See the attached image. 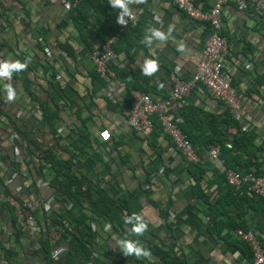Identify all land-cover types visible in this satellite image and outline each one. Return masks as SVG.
Instances as JSON below:
<instances>
[{"label":"crops","instance_id":"0c3cea01","mask_svg":"<svg viewBox=\"0 0 264 264\" xmlns=\"http://www.w3.org/2000/svg\"><path fill=\"white\" fill-rule=\"evenodd\" d=\"M73 1L72 9L77 3V0ZM195 1L201 4L202 10L211 4V0ZM83 4L87 8L92 4L95 8L94 23L97 24L92 30L100 28L113 14L112 8H98L97 2L90 4L85 1ZM130 8L136 15L140 44L128 54L116 53L109 63L115 78L106 82L104 87L91 78L93 66L85 42L86 35L81 33L72 18L73 12L46 0H0V59L27 60L28 66L32 64L34 70L22 71L20 79L25 75L34 78V94L39 100H45L52 106V99L58 98V105H62L56 119V134L60 143H67L74 136V129L84 126L93 143L87 154L92 152L101 157L94 166V172L105 178L111 176L112 182L124 190L129 214H142L148 224L146 236L173 247L187 264H251L240 249L241 242L236 239L233 230L224 227L216 232L208 224L204 214L205 203L192 190L194 179L189 165L170 139L158 127L148 135H141L126 123L128 91H140L134 87L132 76L143 77V82L138 85L146 88L153 99L166 98L171 87L170 73L181 79L192 75L203 56L208 28L202 20L188 17L167 0H146L145 3L132 4ZM87 19L90 21V17ZM170 24L175 27L167 41L154 40L151 45L143 42L150 26L167 32ZM88 31L84 30L85 33ZM220 32L227 41L224 59L231 83L241 100L237 118L232 112L231 116L239 128L244 125L255 133L253 143L262 148L261 157H264V14L239 10L232 3L225 2L221 11ZM58 45L67 46L70 53ZM180 46L184 47L183 52L178 50ZM145 59L158 60L160 70L154 76L142 74ZM115 79L125 80L124 85H117ZM6 83L10 80L0 79L2 89ZM11 83L17 93L16 99L9 103L6 92H0L3 113L23 132V137L35 138L43 148L50 145L52 137L37 103H28L20 80L13 79ZM159 83L165 87L160 88ZM106 98L116 102L118 108L108 109ZM168 112L172 118L184 119L186 128L203 139L209 135L217 137L216 127L230 133L236 129L227 120L230 110L213 99L199 84L188 92L180 104L171 103ZM23 139L14 133L5 118H0V155L11 157L24 152L26 141ZM1 171L7 176L11 172L6 169L5 163L0 164ZM22 175L26 173L22 172ZM211 176L208 169L200 181L201 187L206 182L210 184L205 190L210 199L217 193V183H210L216 174ZM10 177L12 180L7 185L11 189L16 182H13V174L7 178ZM148 178L152 182L148 194L144 196L141 191L148 185ZM28 182L24 181L25 184ZM33 184L52 213V189L37 176L33 177ZM20 196L27 199L25 193L20 192ZM224 198L221 197V200ZM225 205L223 219L229 217L234 221H245L255 234L264 239V228L260 229L256 223L261 217L259 213L255 214L246 207L236 212L231 203ZM249 214L255 217L252 222L247 217ZM95 227L97 244L101 248L108 244L111 250L116 249V234L96 223ZM124 227L129 228L128 225ZM39 232L26 224L17 227L10 211L0 207V241L11 251L16 264L39 263L41 254L34 253L39 249L36 234ZM101 258L102 264H113L107 255Z\"/></svg>","mask_w":264,"mask_h":264},{"label":"trees","instance_id":"16d2710c","mask_svg":"<svg viewBox=\"0 0 264 264\" xmlns=\"http://www.w3.org/2000/svg\"><path fill=\"white\" fill-rule=\"evenodd\" d=\"M85 1L90 2V4L97 2L98 8L102 7V9L112 7L108 4V0H77L74 8L69 9V11L73 12L72 18L78 25L81 33L86 35V46L91 52L98 42L105 41L118 31L120 25L116 22V17L119 14V10L112 8L113 14H111L110 19L105 24H102L100 28L92 30L91 28H94L97 24L94 23L96 20L94 16L95 8L92 4L88 8L85 7L83 4ZM88 17H90V21H88ZM83 28L89 31L85 33ZM137 29L136 22L134 25H128L124 28V31L111 43V47L115 53L123 52L124 54H128L130 50H134L140 44L141 35L140 32H136ZM58 47L70 53L67 46L58 45ZM17 60L20 59L18 58ZM31 65L27 67V71L33 72L34 68ZM21 72H14L12 74L10 84H13L11 83L13 79L20 80L21 90L26 96L28 103H34V101L37 103V108L41 113L42 119L49 128L52 142L43 148L35 138L23 137V132L6 117L0 107V118H5V121L11 125L14 133L26 141V150L18 154L19 157H17L18 155L11 157L0 155V164L5 163L6 169L11 170L9 175L13 174V182H16L20 187L19 193H25L27 195L26 198L33 204L31 213L40 226V232L36 233L39 249H36L34 253L41 255L39 263L36 264H102V255H107V258L113 264H187L180 253H177L170 245H165L161 240H152L145 233L141 236L131 233L132 224L125 223V217L132 216L128 212L125 192L112 182L111 176L110 178H105L101 174L94 172V166L96 162L101 160V157L92 152L87 154V149H91L90 144H93L89 139L87 130L84 126L76 127L74 129V136L69 138L67 143H60L56 134L58 126L56 119L58 118V110L62 105H58V98L52 99V106L45 100H39L34 94V78L25 75L23 79H20ZM90 75L91 78L99 82L100 86L104 87L105 83L108 82L102 80L94 69ZM131 80L135 83V88L149 93L146 88L138 85L139 82H143V77L132 76ZM3 90L4 88L0 87V92L5 91ZM106 104L108 109L115 110L118 108L116 107V102L107 100V98ZM128 106L129 100H127ZM30 107L32 108V106ZM181 116L185 117L184 114H181ZM183 120H180V128L197 152L202 151L209 145H218V156L225 168H232L240 172L250 171L253 174L264 173V157H261L262 148L255 146L253 143L255 133L247 128L244 131L240 130L237 121L232 118L231 112H227V120L229 124L235 125L236 129L233 133H227L230 136V148L223 146L225 140L223 131H226V129L221 130L216 127L215 132L217 137L213 138L209 135L203 139L199 134L196 135L190 132ZM152 121V130L155 127H158L160 130L155 116H152ZM62 153H65V155H61ZM122 159L120 160L122 161ZM186 162L189 165L190 174L194 179L192 190L205 203L204 214L206 215L208 224L212 225V229L217 232L224 227L229 231H234L236 228L245 230L250 228L245 221H234L229 217L226 219L222 218V214L226 212L227 205L225 204L228 203L236 207V212L238 210H245L246 207L250 208L255 214L259 213L261 217H259L260 220L256 223L260 229L264 228V196L247 197L243 193L234 190L227 184L224 173L213 167L207 159L201 158L198 162ZM208 169L212 173V176L216 174L215 179L210 180V183H217V193L211 199L205 193L210 184L206 182L204 187L200 186L202 174ZM3 172H0V190L8 191L10 189L9 185H4V180L9 175H2ZM22 172H25L26 175H22ZM34 176L44 179L45 183L52 189L50 197L54 200V206H52L53 208L51 207V211L54 214L49 212V222L50 225H58L62 228V231L58 229L51 230L49 225L45 224L46 211L38 207L44 201L43 198L39 197L37 189L33 184ZM25 180H29V182L25 184ZM147 181L148 185L142 188L141 191V194L144 196L148 194L150 182H152L149 178ZM221 197H225L224 200H221ZM82 202H85V204L83 205ZM0 207H5L10 211V208L3 202H0ZM12 217L16 223L15 217ZM247 217L251 219V222L255 219L252 214H249ZM95 223L100 225L101 228L104 224H107L109 232L116 234L117 242L121 239L139 240L146 249L150 250L151 257L137 259L135 255L126 256L120 250L118 244L114 250H111L108 244L101 248L96 242L97 230ZM126 225L129 228L126 229L124 227ZM256 235L264 247V239L261 235ZM236 239L241 242L242 246L240 249H242L244 256L251 262L250 248L242 240L237 237ZM59 244L64 246L63 253L56 259H51L49 257L50 249ZM1 261H4L5 264H16L15 257L11 254V251H8V248L0 241Z\"/></svg>","mask_w":264,"mask_h":264},{"label":"built area","instance_id":"2783aa9c","mask_svg":"<svg viewBox=\"0 0 264 264\" xmlns=\"http://www.w3.org/2000/svg\"><path fill=\"white\" fill-rule=\"evenodd\" d=\"M49 3L60 5L63 9L69 10L75 1L70 0H46ZM174 4L188 17L195 20H202L208 28V35L204 42V53L197 62L192 75L188 79H181L174 73L169 74L171 82L170 92L166 98L159 100L153 99L149 93L129 90V106L127 109L126 123L134 131L141 135H148L153 128L152 116H155L159 125L160 132L168 137L173 147L183 156L186 161L198 162L202 156L213 163L217 169L225 175L227 184L234 190L243 193L247 197L264 196V173L253 174L250 171L240 172L232 168H225L219 158V146L209 145L202 151L197 152L190 143L185 133L180 128V119L172 118L169 114L171 103L180 104L188 92L200 85L213 99L219 101L237 118V112L241 109V100L238 92L231 83L228 65L225 63V53L227 52V41L220 32L221 11L225 2L232 3L239 10H251L255 14H264V0H211V4L202 10L201 4L195 0H167ZM16 6L19 4L14 3ZM119 10V9H118ZM128 20L126 26H132L136 22V15ZM126 26L120 25L118 31L107 38L105 41L98 42L90 52V59L94 71L104 81L115 78L109 63L115 58L116 53L111 47L119 34L124 31ZM6 80V78H0ZM117 85H124L125 80L115 79ZM240 130H246V126L241 125ZM225 140L223 146L230 148V136L228 131H223ZM203 157V158H204ZM12 177L4 181V185L10 182ZM20 187L16 184L8 191L0 190V202L5 203L10 208V213L16 219L17 227L29 225L33 229L39 230L40 226L32 215L30 209L33 204L25 197L20 196ZM38 207L46 211L45 224L51 230L58 229V225H50L49 208L41 202ZM24 211H26L24 213ZM92 227H94L91 224ZM108 228L107 224L103 225ZM234 235L248 245L251 251V264H264V247L261 240L251 228H236ZM64 251L63 245H55L49 251V257L56 259Z\"/></svg>","mask_w":264,"mask_h":264},{"label":"clouds","instance_id":"9594fccd","mask_svg":"<svg viewBox=\"0 0 264 264\" xmlns=\"http://www.w3.org/2000/svg\"><path fill=\"white\" fill-rule=\"evenodd\" d=\"M146 0H108V4L113 9H119V14L116 17V22L119 25L126 26L128 23L127 18H131L133 13L130 5L132 4H140L145 3ZM174 25L170 24L168 27V31L164 32L159 28L150 26L147 29V33L144 37V43L151 45L154 40L164 42L169 39L172 31L174 30ZM179 51L183 52L184 47L180 46ZM28 67V61L21 62L20 60H0V78H6L8 80L11 79L12 74L14 72H21L26 70ZM160 70V65L158 60L156 59H145L143 61L141 72L145 76H154ZM158 86L160 88H164L165 85L163 83H159ZM4 90L6 92L7 102H14L16 99V90L12 86V84L8 83L4 85ZM126 224H132L131 233L136 236L143 235L147 229L148 224L144 220L142 214H133L131 217H125ZM118 247L126 256L135 255L137 259L141 258H150L151 252L146 249L139 240L133 241L131 239H121L118 241Z\"/></svg>","mask_w":264,"mask_h":264}]
</instances>
